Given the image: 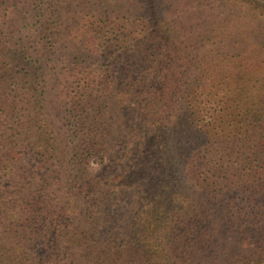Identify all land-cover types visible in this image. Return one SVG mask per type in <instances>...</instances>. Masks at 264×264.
I'll use <instances>...</instances> for the list:
<instances>
[{"label": "trees", "instance_id": "trees-1", "mask_svg": "<svg viewBox=\"0 0 264 264\" xmlns=\"http://www.w3.org/2000/svg\"><path fill=\"white\" fill-rule=\"evenodd\" d=\"M0 264H264V0H0Z\"/></svg>", "mask_w": 264, "mask_h": 264}, {"label": "rangeland", "instance_id": "rangeland-1", "mask_svg": "<svg viewBox=\"0 0 264 264\" xmlns=\"http://www.w3.org/2000/svg\"><path fill=\"white\" fill-rule=\"evenodd\" d=\"M112 162L108 168L103 169L102 176L109 178L116 174H121L117 181L115 192H118V197L123 198L124 195L134 192L138 189L150 187L147 180H139L149 169L152 168V157L143 154L141 149H134L132 153L122 161L116 155L109 157ZM147 161L146 165H142V161ZM143 173V174H142Z\"/></svg>", "mask_w": 264, "mask_h": 264}]
</instances>
